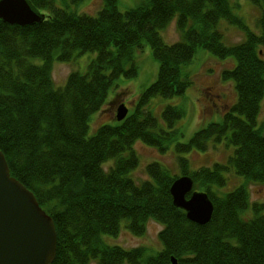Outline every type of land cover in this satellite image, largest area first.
<instances>
[{"label":"trees","instance_id":"trees-1","mask_svg":"<svg viewBox=\"0 0 264 264\" xmlns=\"http://www.w3.org/2000/svg\"><path fill=\"white\" fill-rule=\"evenodd\" d=\"M28 1L42 22L20 27L0 20V150L11 176L54 221L52 264H170L172 258L178 264H264V205L251 204L247 186L227 194L214 190L225 187L230 172L264 183V127L257 123L264 101V0H242L261 9L259 34L233 13L241 5L231 1L240 0H142L124 12L117 0H104L95 16L78 13L85 0ZM176 18L182 40L166 45L159 32ZM221 20L243 30L246 40L226 46L217 28ZM145 45L159 63L156 82L124 121L89 136L90 118L107 105L111 91L121 79L137 76L136 55ZM197 49L235 61L222 78L234 82L237 102L221 122L184 144L176 128L183 108L168 106L158 119L147 107L157 97L186 93L192 82L182 68ZM76 53L95 57L84 74L74 72L56 88L53 63H69ZM137 142L161 153L174 145L181 176H190L194 190L206 192L214 204L209 224H194L174 207L175 178L161 164H149L147 180L135 182ZM212 142L234 147L233 155L225 164L191 171L180 155L206 152ZM108 163L113 165L105 170ZM250 207L253 218H242ZM151 220L163 226L161 252L103 242L102 236L118 237L123 222L143 236Z\"/></svg>","mask_w":264,"mask_h":264},{"label":"rangeland","instance_id":"rangeland-1","mask_svg":"<svg viewBox=\"0 0 264 264\" xmlns=\"http://www.w3.org/2000/svg\"><path fill=\"white\" fill-rule=\"evenodd\" d=\"M120 11L124 12L138 6L142 0H117ZM104 0H85L78 8L80 14L95 16L103 7ZM239 2L241 9H233V13L242 19L246 27L253 33L259 34L258 20L261 9L245 1ZM218 31L223 36V43L232 47L246 40V33L235 25L228 24L221 20L218 24ZM166 45H173L181 42L182 36L177 30V18L169 26L159 32ZM95 54L88 53L75 54V58L69 63L55 62L52 66V78L56 88H63L68 77L78 72L84 74L89 63L94 59ZM40 64L41 61H35ZM138 74L131 79H121L118 87L109 94L107 105L103 110L94 114L89 121V136H93L96 131L107 125H116L117 109L121 104H125L129 109V115L135 111L141 94L156 82L159 72V63L156 62L151 54L149 46L145 45L143 50L136 55ZM235 66L233 59L223 60L212 53L197 49L191 64L182 68L183 77L191 80L192 85L187 89L183 96H176L170 99L157 97L153 99L147 107L158 119H161L162 112L168 106H178L183 108L185 116L176 123V128L183 133L180 143L187 144L199 130L206 128L212 123L221 122L225 113L236 104L237 94L233 81H224L222 74L226 70H232ZM120 88V89H118ZM118 92L117 94H115ZM258 126L264 127V101L262 111L257 121ZM134 150L139 158V167L131 176L135 182L140 183L147 180L145 168L152 163L161 164L169 171L175 179L181 177L178 155L175 154L174 145L169 151L164 153L137 142ZM234 147L223 143H211L206 152L194 150L189 154L180 155L189 160L191 171H197L203 167H213L214 164L227 163L233 155ZM113 163L104 165L108 170ZM227 183L224 188L214 190L219 194H227L240 186H247L250 194L251 204L259 203L264 205V183H249L245 178L230 172L226 175ZM253 210L242 213V218H253ZM163 226L151 220L147 224L146 232L143 236L133 235L127 228L126 222L121 225V232L118 237L102 236L103 242L109 246L121 247L125 250H132L139 247L149 249L156 254L163 250L159 234ZM91 264H97L92 262Z\"/></svg>","mask_w":264,"mask_h":264},{"label":"water","instance_id":"water-1","mask_svg":"<svg viewBox=\"0 0 264 264\" xmlns=\"http://www.w3.org/2000/svg\"><path fill=\"white\" fill-rule=\"evenodd\" d=\"M44 16L28 0H0V20L8 26L30 27ZM129 114L125 104L117 109L122 122ZM170 194L174 207L185 212L188 221L209 224L214 204L206 192L194 191L189 176L175 179ZM57 254V232L53 219L41 208L35 195L11 176L0 150V264H52ZM170 264H178L176 258Z\"/></svg>","mask_w":264,"mask_h":264}]
</instances>
